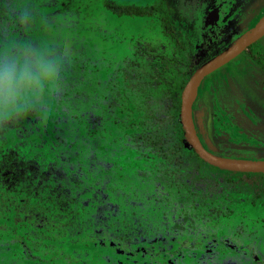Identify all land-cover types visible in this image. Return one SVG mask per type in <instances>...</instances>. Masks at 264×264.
<instances>
[{
    "label": "rangeland",
    "instance_id": "1",
    "mask_svg": "<svg viewBox=\"0 0 264 264\" xmlns=\"http://www.w3.org/2000/svg\"><path fill=\"white\" fill-rule=\"evenodd\" d=\"M105 1L0 0V167L13 151L70 189L65 208L52 180L7 186L0 168V264H264L260 179L175 170L132 139L193 150L175 85L254 29L264 1L240 24L254 2L231 0L221 29L207 23L220 0H112L144 15ZM243 59L263 68L264 35L202 79L192 119L215 154L264 160V84Z\"/></svg>",
    "mask_w": 264,
    "mask_h": 264
},
{
    "label": "trees",
    "instance_id": "2",
    "mask_svg": "<svg viewBox=\"0 0 264 264\" xmlns=\"http://www.w3.org/2000/svg\"><path fill=\"white\" fill-rule=\"evenodd\" d=\"M105 1V0H104ZM105 6L111 10H114L117 14H134V15H144L149 14L150 10L146 6L140 5H121L117 4L112 0H106ZM208 60V59H207ZM206 60V61H207ZM128 75V73H126ZM187 81H180L178 82L175 87L177 90L182 91ZM179 99L177 97L174 98V105L175 107H179ZM117 103V101L112 98L110 104L113 105ZM3 124H7L6 121ZM181 135L180 140L184 137L183 130L180 129ZM133 143L135 148H143L147 147L150 148L151 151L156 152L159 157L161 158V164L165 165L166 167H172L175 170L179 168H193L190 170V173L197 172L200 174L205 172H214L218 174H232L240 176V178H249V179H260L263 185L260 186V189L264 191V172H251V171H237V170H230L225 168H220L214 166L205 160L201 159L193 150L188 151V153L183 154L182 152L176 153L175 150H170L166 147H163L159 141L155 138H152L147 133H133L132 135ZM3 168L2 176L5 179L7 186H16L21 183H27L28 185L31 184L32 179L38 177L37 183L41 184L45 182V180H52L54 182V186L52 187L58 196L62 197V204L65 208L69 206V195L70 189L64 184V181L67 179L66 172L57 167V166H49L47 169L41 170V166L35 159H23L18 158L17 155L10 151L7 159L3 161L2 166ZM166 171L167 168L165 169ZM172 171V172H175ZM201 178V177H199ZM180 181L183 180V176L180 175ZM75 184L80 182L79 177H74ZM191 187V185H190ZM183 200V197L181 198ZM220 210L219 206H216V213ZM212 211V210H211ZM190 218V214H185L183 216V220H187ZM192 219V217L190 218ZM173 226L180 227V223L178 221L174 222Z\"/></svg>",
    "mask_w": 264,
    "mask_h": 264
},
{
    "label": "water",
    "instance_id": "3",
    "mask_svg": "<svg viewBox=\"0 0 264 264\" xmlns=\"http://www.w3.org/2000/svg\"><path fill=\"white\" fill-rule=\"evenodd\" d=\"M223 2H219L222 4ZM218 9V7H217ZM216 9V10H217ZM264 34V17L260 19L255 28L244 34L240 39L234 41L230 46L222 50L216 56L200 65L186 82L180 101V117L185 135L194 152L206 162L225 169L237 171L264 172V160L257 159H235L216 155L208 151L200 142L191 115V107L197 94V89L202 79L237 56L243 49L249 46Z\"/></svg>",
    "mask_w": 264,
    "mask_h": 264
},
{
    "label": "flooded vegetation",
    "instance_id": "4",
    "mask_svg": "<svg viewBox=\"0 0 264 264\" xmlns=\"http://www.w3.org/2000/svg\"><path fill=\"white\" fill-rule=\"evenodd\" d=\"M223 2L222 4H219V2ZM219 2H217L215 5H214V7L212 8V9H210V11H209V13H208V16H207V23L208 22H210V23H212V24H215L217 27H219V29H221L222 27H224V25L226 24L225 22H223L222 21V18H224V15L226 14V12L227 11H225V6L224 5H230V3H231V0H230V2H229V0H220ZM257 1H259V2H257ZM264 0H253V2H254V4H253V9H254V11H251V10H245L244 11V13L242 12L241 13V11L240 12H238L237 14H235V15H241V14H244L242 17H241V23L240 24H242V21H243V18H244V16L246 15V14H248V13H252V16H253V14H254V12L256 11L255 10V6H257L258 8H259V6H260V4L263 2ZM257 3V4H256ZM217 7H218V9H217ZM217 9V10H216ZM251 16V17H252ZM250 17V18H251ZM241 27V26H240ZM251 30V29H250ZM249 30V31H250ZM248 31V32H249ZM247 33V32H246ZM264 35V34H263ZM262 35V36H263ZM262 36H260L258 39H261L262 38ZM257 39V40H258ZM257 40H255V41H257ZM236 41V40H235ZM254 41V42H255ZM254 42H252L249 46H247L246 48H249ZM231 44H229L228 46H230ZM245 48V49H246ZM244 50V49H243ZM243 50L240 52L241 54H242V52H243ZM221 52V51H220ZM219 52V53H220ZM239 53V54H240ZM238 54V55H239ZM235 57H237V56H235ZM234 57V58H235ZM234 58H232V59H234ZM209 59H211V58H209ZM208 59V60H209ZM231 59V60H232ZM230 60V61H231ZM229 62V61H228ZM227 62V63H228ZM239 62H240V60H239ZM238 62V63H239ZM235 64H237V63H235ZM244 64H246V66H245V69H248L249 71H252L251 73L252 74H254V75H257V76H259L260 77V80L262 81V83L264 84V66H263V68L262 67H259L258 66V69H255V70H253L251 67H248L247 66V64H250V65H252V62H250V61H248V60H245V59H243V65ZM244 69V70H245ZM243 70V71H244ZM212 72H214V71H212ZM211 72V73H212ZM210 74V73H209ZM207 76V75H206ZM205 76V77H206ZM204 77V78H205ZM242 86H239V88H238V90L241 88ZM193 104V103H192ZM191 112H192V107H191ZM191 115H192V113H191ZM192 121H193V119H192ZM193 125H194V123H193ZM195 128V127H194ZM232 130H235V127H233L232 128ZM196 131V130H195ZM196 134H197V132H196ZM198 136V135H197ZM199 138V137H198ZM200 140V139H199ZM201 142V141H200ZM203 145V144H202ZM207 149V148H206ZM208 150V149H207ZM194 151V150H193ZM208 151H210V150H208ZM210 152H212V151H210ZM212 153H214V152H212ZM215 154V153H214ZM217 155V154H216ZM220 156V155H219ZM254 160V159H253Z\"/></svg>",
    "mask_w": 264,
    "mask_h": 264
},
{
    "label": "clouds",
    "instance_id": "5",
    "mask_svg": "<svg viewBox=\"0 0 264 264\" xmlns=\"http://www.w3.org/2000/svg\"><path fill=\"white\" fill-rule=\"evenodd\" d=\"M18 72H19V69H17L15 66H13L11 64H9L7 66V73H8L7 79L9 80L10 86L14 85V83H15V75L14 74H16ZM3 79H5V77L3 75H0V80H3Z\"/></svg>",
    "mask_w": 264,
    "mask_h": 264
}]
</instances>
